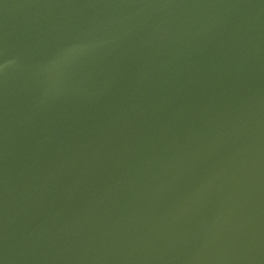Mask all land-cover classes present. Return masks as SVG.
I'll use <instances>...</instances> for the list:
<instances>
[{
  "label": "water",
  "instance_id": "water-1",
  "mask_svg": "<svg viewBox=\"0 0 264 264\" xmlns=\"http://www.w3.org/2000/svg\"><path fill=\"white\" fill-rule=\"evenodd\" d=\"M0 264H264V0H0Z\"/></svg>",
  "mask_w": 264,
  "mask_h": 264
}]
</instances>
